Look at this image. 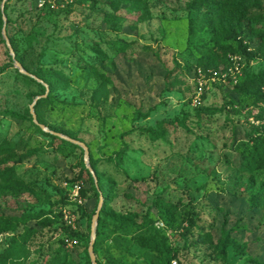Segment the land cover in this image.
<instances>
[{
  "label": "rangeland",
  "instance_id": "rangeland-1",
  "mask_svg": "<svg viewBox=\"0 0 264 264\" xmlns=\"http://www.w3.org/2000/svg\"><path fill=\"white\" fill-rule=\"evenodd\" d=\"M125 1H6L20 53L61 65L70 81L44 105L46 123L82 139L96 162L126 154L122 163L96 165L108 182L105 208L111 217L109 238L94 248L97 259L148 264L144 256L155 254L138 238L159 232L177 251V264H264V170L235 166L238 141L248 140L254 129L264 134V101L239 112L227 105L241 99L236 85L245 76L264 71V18L239 25L210 17L209 6H192L194 0ZM230 3L235 10L258 7L264 13V0ZM215 23L231 34L229 40L215 42ZM244 36L258 55L250 61L234 55L241 74L224 76L234 64L226 65L225 52ZM3 39L0 144L19 147L0 155V168L15 173L11 183L0 180V188L16 191L0 194V258L31 227L35 232L7 264H88L100 195L87 172L73 179L85 163L84 149L59 146L33 125L30 106L42 88L20 77ZM198 69L206 74L200 105L194 104ZM162 122L170 123L163 138L153 141L137 131H161ZM158 199L177 205L168 221L159 215ZM65 210L76 228L66 224ZM29 215L34 218L23 223ZM224 242L232 243L226 256L218 252Z\"/></svg>",
  "mask_w": 264,
  "mask_h": 264
},
{
  "label": "trees",
  "instance_id": "trees-1",
  "mask_svg": "<svg viewBox=\"0 0 264 264\" xmlns=\"http://www.w3.org/2000/svg\"><path fill=\"white\" fill-rule=\"evenodd\" d=\"M132 0H127L125 2H131ZM207 5L209 6V16L210 17H220V18H226V20H236L239 25L244 20L252 19L256 21H261L264 18V13L261 11V8L258 7H243L240 9H233L231 6L230 0H194L192 3V6H200V5ZM139 7H143L141 3L139 4ZM257 8V9H256ZM8 5H5V13L7 15V34L9 36L11 45L16 53L17 59L21 62L23 67L33 75H35L37 78L41 79L43 82H39L37 79L22 74L18 69V74L20 77L24 80L30 83L31 85L40 86L42 88L41 95L45 94L46 92V86L44 84H47L49 87V94L45 98H41L37 101L35 105V112L37 114L38 120L40 123L45 124L49 129L60 132L63 134L68 135L69 137L74 138V135L70 132H67L65 130H59L56 127L52 126L51 124H47L44 120V117L42 115V109L44 105L47 102H52L56 98L52 97V94L55 91H58L60 89H66L69 87L70 81L68 77L65 75L63 69L61 68V65L56 66H48L43 65L41 61H36L35 59H30V57H26V55L20 53V44L18 39L14 37L11 31V27L13 26L14 22L9 17L8 13ZM3 13L0 8V37L2 38V28H3ZM215 28H217V37L215 39V42H218L220 40H229L231 38V34L225 35V32L223 31L222 24L221 23H215ZM14 29V26L12 27ZM9 32V33H8ZM242 32H244L242 30ZM241 32V33H242ZM245 36L239 40L237 47L234 49L227 50L225 52V63L226 65L229 63L231 64V57L234 55H242L245 56L249 61L252 60L255 56L258 55V50L251 49L249 42H245ZM5 42V39H3ZM121 44V43H120ZM43 55H41L42 57ZM45 56V55H44ZM214 68H217L218 66H213ZM237 91L241 95V99H236L230 101L227 105H236L238 106L239 111H243L247 108H249L250 103H257L260 101H264V71L257 73V74H248L245 76L244 80L241 81L238 85H236ZM61 104H65L66 101H59ZM210 111V109H207ZM234 110V109H233ZM29 115H31L29 111ZM173 125L175 124L174 121L171 122ZM170 124L169 122H162L159 124V127L161 131H156L153 128L150 127H141L137 129L141 134L146 135L150 140H157L164 137L165 130L164 125ZM181 125H185L183 122L180 123ZM33 125L38 129V131L42 134H45L47 136H50L53 140H58L60 142L59 146L66 145L68 147H74V148H80L83 152L82 147L73 144L65 139H62L56 135H53L49 132L43 131L38 125H36L33 122ZM76 139V138H74ZM80 141H83L82 139H78ZM84 142V141H83ZM87 144V143H86ZM88 145V144H87ZM19 145H10L7 140H5L3 143L0 144V155L16 152L18 150ZM89 147V145H88ZM237 155L238 161L235 166H238L241 170H245L248 172H254L259 170H264V134L259 133L254 129L252 132L248 134V140H239L237 145ZM126 158L125 152L117 153L114 157H109L103 160H100L96 162L90 154V164L95 170V173L98 178V184L99 189L96 187L95 181L93 176L91 175L90 171L86 168L85 163H82V167L79 170V172L75 173V176L73 179H81L84 175V172H87L93 183H94V190L95 192L100 195V191L102 192L104 196V205L101 210L98 227H97V238L94 245L95 250H98V247L100 245H103L106 240L109 238L106 235V227L109 221L110 215L106 213V202H108V193L107 190L108 182L103 181L102 175L100 174L98 168L96 167L97 163H104V162H112V163H122L124 159ZM232 162L231 160L229 163ZM15 178V173L11 172L10 167L0 168V180L3 182L9 181L11 183L13 179ZM16 193L15 190L8 189L7 191L0 188V194H11ZM156 205L159 207V215L161 218L168 221L171 217V212L173 213L177 205L173 203H169L164 201L163 199H158L156 202ZM115 215H118L119 213H114ZM34 217L29 215L25 219H22L23 223H26L29 220H32ZM117 222L125 224L126 220H117ZM136 226V223H134ZM68 227V226H67ZM70 228V227H68ZM71 229V228H70ZM27 235L23 236V241L20 239H17V237H14L12 239V242L10 243V247L8 250L1 256L0 258V264H7V262L13 258L17 252H19L23 246L24 242L26 241V236H30L35 232L34 228H28ZM65 232L67 234H71V230H68L65 227ZM63 242V241H62ZM138 244L145 250H148L152 253H154V258H151L149 256H144L145 260L148 262V264H172L173 260L177 258V251L175 248L170 244L168 237L164 234H161L159 232L152 233L150 235H141L138 238ZM229 244L224 242L223 245L218 247V252L222 254L223 256H226V248ZM55 259L53 257V262ZM99 264H104L102 261L97 259ZM106 262L108 264H130L126 257H122L120 259L115 260L114 257H107ZM91 264V261L89 260V263Z\"/></svg>",
  "mask_w": 264,
  "mask_h": 264
},
{
  "label": "water",
  "instance_id": "water-1",
  "mask_svg": "<svg viewBox=\"0 0 264 264\" xmlns=\"http://www.w3.org/2000/svg\"><path fill=\"white\" fill-rule=\"evenodd\" d=\"M6 1L7 0H3V2H2V12H3V22H4L3 23V28H2V33H3V36L5 38L6 44H7L8 48H9V51H10V53L12 55V59L14 61V65L22 74L31 76V77L37 79L39 82H43L41 79L37 78L35 75H33L32 73L28 72L23 67L21 62L16 57V53H15V51H14L12 45H11L9 36L7 34V17L4 14V7H5V4H6ZM44 85L46 86L45 94L39 95L38 97H36V99L34 100V102L30 106V113L32 114L34 123L36 125H38L43 131L49 132V133H51L53 135H56V136H58V137H60L62 139H65V140L73 143V144H76V145H78V146H80V147H82L84 149V161H85L86 167L91 172V174H92V176H93V178L95 180L96 187L99 189L97 175H96L94 169L92 168V166L90 165V149H89L88 145L85 142H83V141H80L78 139H74V138L69 137L67 135H64V134H62L60 132L53 131V130L49 129L45 124L39 122L37 114L35 112V105H36V103H37V101L39 99L47 97V95L49 93L48 85L47 84H44ZM103 205H104V196H103L102 192L100 191V198H99L98 208H97L96 213L94 214V216L92 218V225H91V244H90V247H89V255H90L92 264H99L98 261H97V257L95 255V252H94V245H95L96 238H97V227H98V222H99V218H100V214H101V210H102Z\"/></svg>",
  "mask_w": 264,
  "mask_h": 264
},
{
  "label": "built area",
  "instance_id": "built-area-1",
  "mask_svg": "<svg viewBox=\"0 0 264 264\" xmlns=\"http://www.w3.org/2000/svg\"><path fill=\"white\" fill-rule=\"evenodd\" d=\"M231 57V60L232 62H234V64L228 68V70L226 71V73L224 74V76H231L233 77L234 79L241 74V71H240V67H239V64H237V61H238V57L237 56H230ZM198 75H199V78H198V85H199V93L197 94L196 96V99L194 100V104H197V105H200L201 104V101H200V94L202 92V88L203 86L205 85L206 81H205V76L206 74L202 71V69H198ZM80 187H81V184H77L76 185V191L79 192L80 190ZM64 220L66 222V224L68 226H70L71 228H76V219L71 215L70 212L68 211H64ZM173 264H177L176 261H173Z\"/></svg>",
  "mask_w": 264,
  "mask_h": 264
}]
</instances>
